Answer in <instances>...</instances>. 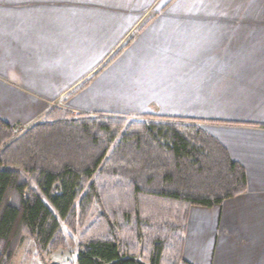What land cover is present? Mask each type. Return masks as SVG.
I'll return each instance as SVG.
<instances>
[{
	"label": "crops",
	"instance_id": "obj_1",
	"mask_svg": "<svg viewBox=\"0 0 264 264\" xmlns=\"http://www.w3.org/2000/svg\"><path fill=\"white\" fill-rule=\"evenodd\" d=\"M64 1L0 0V119L22 128L45 116L53 109L50 97L86 89L118 51L109 65L132 59L159 66L158 78L167 80L161 82L166 96L156 98L160 113L117 115L205 126L247 182L243 194L220 205L189 209L183 260L264 264V0H165L157 9L158 0ZM84 46L95 54L90 66L50 84L49 73L64 74L62 63L74 62ZM224 98L237 111L213 120L207 112L217 111Z\"/></svg>",
	"mask_w": 264,
	"mask_h": 264
},
{
	"label": "trees",
	"instance_id": "obj_2",
	"mask_svg": "<svg viewBox=\"0 0 264 264\" xmlns=\"http://www.w3.org/2000/svg\"><path fill=\"white\" fill-rule=\"evenodd\" d=\"M22 131L0 119V264L26 238L39 255L64 249V226L78 237L75 264H188L189 209L247 189L244 169L192 121L53 109Z\"/></svg>",
	"mask_w": 264,
	"mask_h": 264
},
{
	"label": "rangeland",
	"instance_id": "obj_3",
	"mask_svg": "<svg viewBox=\"0 0 264 264\" xmlns=\"http://www.w3.org/2000/svg\"><path fill=\"white\" fill-rule=\"evenodd\" d=\"M164 1L165 0H158L156 3V9L159 8ZM64 2L65 5L69 4V0H65ZM138 2L142 3L140 1ZM35 6H38L36 2ZM35 16H40V14H36ZM147 22L148 21H146L145 23ZM111 35L112 34H109V37ZM96 48L97 49H94V51H101L99 47ZM87 50L89 51L90 47L86 48V46H84V48H80L78 54L76 55V60L74 59V62L68 63L67 58L66 62L62 63L64 65L63 68H65V73H60L58 78L55 74L49 73L47 77L49 78L50 84L51 82H54L52 80H57V83H62L75 73V75L82 74L83 70H85L86 67L90 66L88 60L95 55H89L85 53L87 52ZM85 60L87 62H85ZM150 67L151 65H148L145 68L143 62H134L132 61V59L131 61L120 60L100 69L99 72L90 79L89 85L86 89L79 91L73 95L72 92L74 90H71L65 96H61L58 98L50 97L48 106L53 109H59L62 112H70L72 115H90L92 113L89 112L92 111H98L113 115H135L138 113H148V111L159 114L160 112L155 111L156 105L160 106L159 102H157L158 104H156V98L162 99L164 96H166L163 92L164 88L161 89V82L167 80L159 79L161 77L158 78V76L160 75L158 74V72L163 69H161L159 66L158 69H150ZM155 72L157 73L155 74ZM0 82L5 83L2 80ZM58 88L51 89L55 91ZM23 94L27 96V92L23 91ZM69 104L79 109L88 110V112H80L78 110L75 111L73 110V108H70ZM218 104L219 109L217 111L207 112L212 116L210 118H212L213 120H224V118H229L237 111L235 109V106L232 105L231 102L226 101L225 98L224 100L218 101ZM13 108L16 109L17 107L13 106ZM44 119L45 116H35L32 120L27 122L26 125H21L23 131L28 129L26 128L27 126H32V124L42 122L44 121ZM194 124L203 129L205 127H203L199 123ZM96 213L97 209H95V207L93 206L89 210L85 220L81 225V231H83L93 222L95 217L94 215ZM62 229L63 234L66 238V247L64 249L39 255L35 250L33 241L29 238H26L23 240L21 247L16 250L14 258L12 260V264H75L78 237L70 233L65 226L62 227Z\"/></svg>",
	"mask_w": 264,
	"mask_h": 264
}]
</instances>
